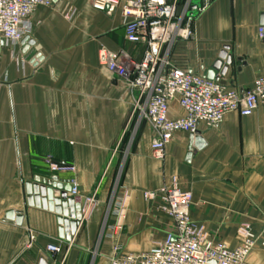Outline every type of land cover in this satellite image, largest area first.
Wrapping results in <instances>:
<instances>
[{
	"label": "crops",
	"instance_id": "obj_1",
	"mask_svg": "<svg viewBox=\"0 0 264 264\" xmlns=\"http://www.w3.org/2000/svg\"><path fill=\"white\" fill-rule=\"evenodd\" d=\"M52 2L32 15L25 44L0 46V264L53 257L111 264L118 245L143 254L172 227L159 199L146 195L174 179L192 194L191 218L212 240L235 249L239 229L247 227L256 241L248 262L264 264V106L250 117L231 113L220 125H201L205 146L189 161L185 133L157 160L153 130L131 117L137 92L99 63L102 48L144 58L145 46L126 39L121 7L107 14L94 10L93 0ZM263 15L264 0H211L193 22V38L174 46L173 62L206 77L228 48L234 64L219 82L249 89L264 78ZM182 115L172 103L171 117ZM35 176L75 180L82 205L95 197L70 242L55 213L26 206L24 184ZM51 245L62 253L52 256Z\"/></svg>",
	"mask_w": 264,
	"mask_h": 264
},
{
	"label": "built area",
	"instance_id": "obj_2",
	"mask_svg": "<svg viewBox=\"0 0 264 264\" xmlns=\"http://www.w3.org/2000/svg\"><path fill=\"white\" fill-rule=\"evenodd\" d=\"M207 1V0H206ZM52 0H0V40L17 44L30 34V20L37 8L51 7ZM192 0H93L92 7L112 14L121 7L127 20L126 39L145 46L144 58L137 62L124 52L99 51V63L109 72L127 79L137 92L132 118L147 122L154 133L153 156L165 157L167 146L180 133L195 134L200 126L220 125L231 113L250 117L264 106V78L255 80L245 91L228 88L219 81L191 73L176 65L172 50L181 41L194 36L193 22L188 16ZM208 4L200 12L207 8ZM181 8L178 14V9ZM258 35L264 39V26ZM177 103L183 115L171 117V104ZM53 172L59 171L52 164ZM74 172L75 169L71 168ZM71 195H78V183L71 180ZM160 201L159 209L172 222L170 231L143 254H127L121 245L114 248L111 264H250L248 257L254 249L255 236L247 227L238 231L241 244L235 249L212 240L206 230L190 215L193 196L182 190L174 179L168 186L146 195ZM95 197L82 205L84 218L96 206ZM27 247H31L30 234ZM264 248V244H262ZM52 256L62 253L58 245L48 247ZM68 253V251H67ZM50 264L57 263L54 257Z\"/></svg>",
	"mask_w": 264,
	"mask_h": 264
},
{
	"label": "water",
	"instance_id": "obj_3",
	"mask_svg": "<svg viewBox=\"0 0 264 264\" xmlns=\"http://www.w3.org/2000/svg\"><path fill=\"white\" fill-rule=\"evenodd\" d=\"M211 0H192V5L188 16L196 19L200 15V10L205 7ZM181 8L178 9V14ZM261 25L264 26V15L262 16ZM28 38L22 41L25 44ZM4 45V40H0V46ZM229 49L225 48L219 59L213 64L211 70L207 73L210 80L219 81L218 74L225 77L229 69L233 66L234 60L228 54ZM223 84V82H221ZM205 146L202 134L197 132L190 134L188 143L187 161L192 158L195 149L201 150ZM26 194V206L36 207L45 211H50L58 216L61 237L71 241L76 235L79 226L84 222L82 205L76 202V199L70 196L72 191L71 181L60 182L57 176L43 178L35 176L33 181L24 184ZM59 191V195L57 193ZM40 264H50L47 260H41Z\"/></svg>",
	"mask_w": 264,
	"mask_h": 264
}]
</instances>
